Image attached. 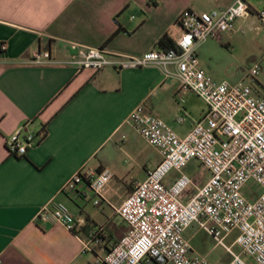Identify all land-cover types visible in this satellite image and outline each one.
Segmentation results:
<instances>
[{
  "label": "crops",
  "instance_id": "0c3cea01",
  "mask_svg": "<svg viewBox=\"0 0 264 264\" xmlns=\"http://www.w3.org/2000/svg\"><path fill=\"white\" fill-rule=\"evenodd\" d=\"M254 1V2H253ZM256 11L255 0H247ZM234 0H0V264H97L125 236L129 227L116 209L138 183L162 161L160 153L129 122L139 106L168 124L181 138L187 136L207 111L199 97L163 70L79 72L72 65L39 66L31 61L48 51L61 62L73 53L70 44L102 48L115 55L142 56L160 50L159 41L181 35L179 18L187 9L199 13L227 9ZM135 16V20H128ZM264 25L256 15L238 19L223 39L197 45L200 68L217 83H230L237 72L215 62L222 47L232 41H264ZM174 73L175 69L171 68ZM241 81V80H240ZM237 81L231 85L240 83ZM262 84V80L258 79ZM254 92L258 88L254 85ZM201 100V99H200ZM184 118L183 122L177 120ZM46 131L45 138L25 157L9 154L5 141L23 125ZM157 155L146 154V147ZM184 170L198 187L211 178L193 168ZM113 174L105 201L96 206L88 183L64 191L77 173ZM179 177L172 172L170 187ZM195 194L190 188L188 202ZM49 204H63L83 221L76 234L59 224L37 219ZM98 230L101 244L83 252V241ZM194 253L210 264H229L231 255L218 252L214 240L195 224L186 230ZM236 236L229 237L228 245ZM231 239V242L229 241ZM214 244L212 248L209 243ZM235 248V252H237ZM147 264V263H143Z\"/></svg>",
  "mask_w": 264,
  "mask_h": 264
},
{
  "label": "built area",
  "instance_id": "2783aa9c",
  "mask_svg": "<svg viewBox=\"0 0 264 264\" xmlns=\"http://www.w3.org/2000/svg\"><path fill=\"white\" fill-rule=\"evenodd\" d=\"M254 15L264 25V8L256 11L247 0H234L227 9L205 13L187 9L179 18L182 32L175 49L155 50L137 57L74 43L70 44L73 53L65 62L56 60L48 51L34 55L32 64L72 65L79 72L158 67L165 79L176 78L207 106L203 119L184 138L162 119L147 113L144 106L133 112L129 122L160 153L162 161L116 209L129 231L110 250L96 255L97 264H210L206 257L194 253L184 236L195 224L231 255L229 264H264V85L258 83L264 56L248 73L258 88L256 94L254 86L244 82L231 85L214 81L200 68L196 53L200 43L209 39L221 41L223 35L234 30L238 19ZM134 20L132 16L131 21ZM177 120L183 122L184 118ZM45 136V130L34 131L27 123L6 139V148L10 155L22 158ZM192 161H198L211 174L203 187L184 174ZM172 172L179 177L167 187L166 180ZM112 179L109 171L98 175L77 173L64 191H76L78 185L88 183L95 194L94 204L100 206ZM250 182L260 186L261 193L254 199L243 193ZM191 187L195 194L185 202L184 196ZM37 219L59 224L73 234L83 224L63 204L46 205ZM233 235L234 243L228 245L226 241ZM102 241L103 231L94 232L88 241H83V252H93L92 244ZM236 247L240 254L235 252ZM244 256L252 261L244 260Z\"/></svg>",
  "mask_w": 264,
  "mask_h": 264
},
{
  "label": "rangeland",
  "instance_id": "374dc122",
  "mask_svg": "<svg viewBox=\"0 0 264 264\" xmlns=\"http://www.w3.org/2000/svg\"><path fill=\"white\" fill-rule=\"evenodd\" d=\"M254 2V1H253ZM256 6H262L264 4V0H255L254 3ZM128 20H131V16H129ZM259 21V19L257 18ZM264 34V32H263ZM264 56V41H232V45L230 47L220 48L216 57L215 62L222 64L225 66L227 70L237 72L236 78H233L230 81L231 84L236 83L237 81L244 82L247 85H252L254 80L248 77V73L255 67V65L263 58ZM258 79L262 80V84H264V65L260 71ZM200 103L205 106V102L200 100ZM145 146V145H144ZM146 147V154H152L155 158L157 155L155 154L152 148ZM193 170H196V174H200L204 176L205 168L195 167ZM192 188V187H191ZM244 195L248 199H254L255 195H259L260 186L250 182L248 186L243 191ZM231 242V239L229 240ZM210 247L214 244L209 243ZM218 247V252H224L225 248ZM241 250L237 248V254H240ZM244 260L252 261L250 258L244 256Z\"/></svg>",
  "mask_w": 264,
  "mask_h": 264
},
{
  "label": "trees",
  "instance_id": "16d2710c",
  "mask_svg": "<svg viewBox=\"0 0 264 264\" xmlns=\"http://www.w3.org/2000/svg\"><path fill=\"white\" fill-rule=\"evenodd\" d=\"M159 46L163 50L175 49V42L171 39L169 34H165L159 41Z\"/></svg>",
  "mask_w": 264,
  "mask_h": 264
}]
</instances>
